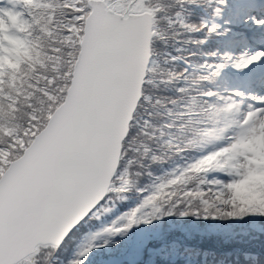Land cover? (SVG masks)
<instances>
[{
    "label": "snow or ice",
    "instance_id": "1",
    "mask_svg": "<svg viewBox=\"0 0 264 264\" xmlns=\"http://www.w3.org/2000/svg\"><path fill=\"white\" fill-rule=\"evenodd\" d=\"M0 22V47L31 53L0 61V264H36L41 249L60 264L77 231L67 264L117 247L147 264L165 239L147 229L169 219L264 237V185L245 193L260 172L248 146L264 132V0H0ZM221 113L224 142L190 148L188 125ZM133 176L137 206L91 229Z\"/></svg>",
    "mask_w": 264,
    "mask_h": 264
},
{
    "label": "trees",
    "instance_id": "2",
    "mask_svg": "<svg viewBox=\"0 0 264 264\" xmlns=\"http://www.w3.org/2000/svg\"><path fill=\"white\" fill-rule=\"evenodd\" d=\"M214 47V45H213ZM29 50L17 48L11 41H5L4 46L0 47V61L6 64L11 61H24L30 56ZM10 66V65H9ZM226 119L228 115L221 113L218 117H202L201 122L206 123L207 127L200 128L196 124L188 125L186 132H193L190 137V148L205 151L213 150L212 145L220 141V138L227 130ZM183 161H177L172 164H165L163 170H170L176 164H182ZM260 170L263 169V163L257 166ZM154 165V172L157 175L162 174V171ZM143 171H146L143 170ZM264 172V170H263ZM260 177V172L257 174ZM132 183L129 185V190L126 193H117L116 200L112 204L105 205L104 214H98L99 218L89 223L91 229H100L97 227L99 221L106 220L103 225H108L107 221L112 218V225L119 217L131 212L138 204L140 197L136 194V180L133 176ZM145 179L141 180L143 184ZM262 180L259 185H264V176L257 181ZM253 194V193H252ZM251 194V195H252ZM246 195H249L246 193ZM249 195V196H251ZM126 198V199H125ZM107 206V207H106ZM108 208V210H107ZM110 213V216L108 214ZM90 224H94L91 226ZM207 226V227H206ZM205 227V230L203 228ZM161 230L165 234V239L162 242L171 241V237L175 235L172 245L169 248L172 250L171 257L160 256L155 259L154 264H251V261L244 259L245 251H253L261 258V264H264V240L263 237L256 240L244 238L239 240V234L245 231H251L249 225L234 224L233 222H196L192 220L176 221L169 219L163 226L157 225L156 229H147V231ZM75 237L70 242L67 241L68 248L64 251L65 246L57 254V259L60 264H67V261L74 258L79 246L83 243L81 237L82 231H77L73 234ZM233 236L238 237V241H234L231 245L226 243ZM194 239L201 242L191 243L187 245V241ZM186 243V244H185ZM199 253V254H198ZM181 254H184L181 256ZM125 258V259H124ZM125 260V261H124ZM127 253L124 248L117 247L113 252L109 253L105 250L95 251L87 261V264H127ZM38 264H53V253L41 249L40 255L36 258ZM142 263V262H141Z\"/></svg>",
    "mask_w": 264,
    "mask_h": 264
},
{
    "label": "rangeland",
    "instance_id": "3",
    "mask_svg": "<svg viewBox=\"0 0 264 264\" xmlns=\"http://www.w3.org/2000/svg\"><path fill=\"white\" fill-rule=\"evenodd\" d=\"M0 32H5V29L3 27L2 22H0ZM13 44L17 48H24V46H22L20 44H17V43H13ZM233 83L236 85L235 82H233ZM231 119H232L231 116L228 115V119H226V123H227V130H226V132L222 135V137L220 138V141L217 142V143H215L214 145H212L210 148H216L219 144H221V143L224 142L223 138L228 134L229 131H231V129L228 128V125H229ZM248 150L251 151L254 154V156L256 158V164H257V166L263 163V169L262 168L260 169V174H261L260 177L258 175L253 176L252 179H251V181H250V183H249V185L245 187V193L251 195L253 192L249 191V189L252 188L255 185H259L262 180H259V181H257V180L260 179V178H262L264 176V172H263V170H264V132H262L260 136L254 138V140L248 146ZM252 195H255V193H253ZM107 210H108V208H107ZM99 212H100V214H104L103 213V210H101V209H100ZM108 215L110 216V213L109 212H108L107 216ZM112 219L109 220V221H107L108 225H106L105 227H103V225L106 223V220L99 221L98 224H96V226L97 227H100V229H103V228L112 226V222H111ZM90 225L93 226L94 224H90ZM203 230H205V227L203 228ZM74 237L75 236L73 235L68 240V242H70L71 239H73ZM171 238L172 239L169 242H165V241L162 242V244L164 245V247L163 248H159L158 251L154 252L152 254V256L148 258L147 264H154L155 263V259L157 257L162 256V255L163 256H166V257H169V256L171 257V255H172L171 251L172 250L169 248V245L171 246L173 244L172 241L175 238V235H173V237H171ZM263 240H264V237H263ZM187 242H188L187 245H190L191 243H194L195 244V242H201V241L200 240L198 241L197 239H194L193 241L191 240V241H187ZM83 243H84V241H83ZM83 243L80 246H82ZM66 244H67V242H66ZM67 248H68V244L65 246L64 251H66ZM78 250H79V248H78ZM183 255L184 254H181V256H183ZM36 264H38V263H36ZM141 264H145V262H142Z\"/></svg>",
    "mask_w": 264,
    "mask_h": 264
}]
</instances>
